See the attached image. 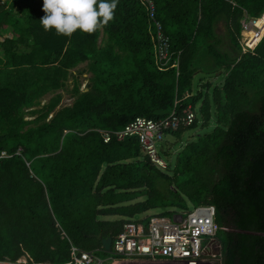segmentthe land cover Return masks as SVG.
I'll return each mask as SVG.
<instances>
[{
	"label": "trees",
	"instance_id": "1",
	"mask_svg": "<svg viewBox=\"0 0 264 264\" xmlns=\"http://www.w3.org/2000/svg\"><path fill=\"white\" fill-rule=\"evenodd\" d=\"M154 2L178 75L155 63L140 0H118L106 25L71 36L43 29L42 0H0V264H66L70 245L99 249L91 235L114 238L125 220L189 205L214 207L220 264H264V34L253 50L240 44V21L258 18L264 0ZM72 69L89 74L87 89L73 82L59 106ZM198 72L223 80L193 92ZM187 105L193 122L165 134L215 126L164 170L136 138L99 133Z\"/></svg>",
	"mask_w": 264,
	"mask_h": 264
},
{
	"label": "built area",
	"instance_id": "2",
	"mask_svg": "<svg viewBox=\"0 0 264 264\" xmlns=\"http://www.w3.org/2000/svg\"><path fill=\"white\" fill-rule=\"evenodd\" d=\"M140 1L146 8L153 32L155 63L160 69L173 67L178 75L180 53L170 48L169 39L156 18L154 0ZM240 25L242 34H248L250 39L247 43V40H242V35V50H253L264 34V12L258 18L242 19ZM194 118V112L187 105L181 115L172 110L167 117L156 121L137 116L121 130L99 133L103 142H108L113 136L118 141L126 137L136 138L142 154L158 169L164 170L168 164L161 156L165 132L189 126ZM146 213L125 220L120 232L111 238L108 252L102 247L85 251L70 245L66 264H146L158 263V259H165L161 261L164 264H220V245L215 236L221 227L214 220L212 205H189L188 209H170L168 214L161 210ZM100 251L106 255L100 256ZM139 258L143 260L139 261Z\"/></svg>",
	"mask_w": 264,
	"mask_h": 264
},
{
	"label": "clouds",
	"instance_id": "3",
	"mask_svg": "<svg viewBox=\"0 0 264 264\" xmlns=\"http://www.w3.org/2000/svg\"><path fill=\"white\" fill-rule=\"evenodd\" d=\"M117 4L118 0H42L39 22L58 35L91 34L113 19Z\"/></svg>",
	"mask_w": 264,
	"mask_h": 264
},
{
	"label": "rangeland",
	"instance_id": "4",
	"mask_svg": "<svg viewBox=\"0 0 264 264\" xmlns=\"http://www.w3.org/2000/svg\"><path fill=\"white\" fill-rule=\"evenodd\" d=\"M219 32H222V30L218 29ZM223 33V32H222ZM4 35L6 36H12V34L10 33V31L6 30V32H4ZM243 35V34H242ZM245 35V36H244ZM243 35V39L244 41L247 40V43L249 42L248 38V34L244 33ZM225 43H227V38H224ZM241 41V38H240ZM228 47V44L227 46ZM84 65H79L78 67L81 68ZM77 69V68H76ZM76 69H72L70 70V75L68 77V80L66 82V88L62 89L60 91L61 93V99L59 102V106H66L69 105L72 101V98H70L69 96V90L72 87V83H78L79 84V91H85L87 89L86 84L88 82V78H89V74L84 73V74H78ZM223 80V76L222 75H215V74H206V73H196L193 76V92H195L196 90L201 89V86L203 83L205 82H210L212 85H216V84H220ZM202 92H204V88L201 89ZM45 101V100H44ZM44 101L42 103H44ZM41 103V105H42ZM200 102H198V104L195 106V112L197 113L198 110V106H199ZM33 117L30 116H26L25 119L26 120H30ZM215 126V122L213 119H211L208 123L207 126H203L201 125L200 121H198L197 127L193 128V129H189V130H185L179 139H175L172 136L165 134L163 136V142L161 143V149L165 155L166 153V157L162 154V158H164L165 160H169L170 162H173L175 159V154L176 152L187 142L196 140L197 136H202L204 134L210 133L213 129V127ZM167 158V159H166ZM158 212V210H150L148 211L146 214H152ZM139 261H142L143 258H139ZM165 259H158L157 261H159L158 263H146V264H164L161 261H164ZM16 264H26L24 262V259H19Z\"/></svg>",
	"mask_w": 264,
	"mask_h": 264
},
{
	"label": "water",
	"instance_id": "5",
	"mask_svg": "<svg viewBox=\"0 0 264 264\" xmlns=\"http://www.w3.org/2000/svg\"><path fill=\"white\" fill-rule=\"evenodd\" d=\"M99 240L102 249L106 252L110 251L111 237L102 238L100 234L91 235Z\"/></svg>",
	"mask_w": 264,
	"mask_h": 264
}]
</instances>
